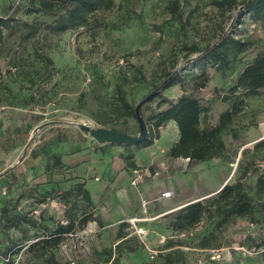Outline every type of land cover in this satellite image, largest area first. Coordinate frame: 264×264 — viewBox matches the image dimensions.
I'll list each match as a JSON object with an SVG mask.
<instances>
[{"label":"rangeland","instance_id":"1","mask_svg":"<svg viewBox=\"0 0 264 264\" xmlns=\"http://www.w3.org/2000/svg\"><path fill=\"white\" fill-rule=\"evenodd\" d=\"M32 1L0 0V17L13 18V29L0 33V107L37 112L46 119L47 133L67 125H87L138 136L139 122L127 114L121 97L137 106L164 74L174 69L186 78V92L210 107L203 121L215 123L229 107L221 100L222 94L234 85L257 55L264 53V19L255 21L246 15L244 23L239 25L235 16L221 15L212 3L214 0H180L184 17L191 18L186 26L171 18L166 9L168 0H116L111 10L97 13L88 26L59 34L43 28V23L51 22L53 17L28 13ZM26 22L39 23L42 27L31 40L25 38ZM223 28L253 42L248 51L234 59L230 70L221 72L211 66L204 67L203 62L195 60L197 54H186L184 46L193 42L204 46ZM204 71L209 76L207 87L194 90L195 80ZM183 92L180 85H175L166 89L164 95L175 102ZM158 102V99L147 101L143 106L147 127L151 114L168 107L166 104L159 108ZM248 102L246 112L235 125L239 138L235 140L231 134L224 137L227 145L224 157L192 163L201 166L200 173L209 187H216L221 181L236 182L250 163L244 182L249 194L254 195L257 178L264 176V147H258L264 139V90ZM113 144L142 149L139 143ZM42 149L35 150L38 153ZM60 202L57 194L45 197L36 188L0 197V255L8 258L3 264H46L43 258L29 252L28 247L42 234L43 225L53 228L57 221L66 222L65 207ZM261 218L257 211L253 219L235 218L217 230L218 217L209 216L195 230L176 233L169 228L165 235L152 233L153 229L150 234L129 222L128 244L138 249L136 252L117 249L118 264H143L148 249L187 256L188 264H264V251L254 257L238 251L243 245L264 250ZM169 222L170 219L166 226ZM212 232L217 234V239L205 250L221 249L225 252L222 259H211L200 245L201 238ZM163 237L165 243L161 242ZM168 240L176 245L168 246ZM118 242L116 231L95 236L87 223L83 230L66 236L55 255L60 264H104V251L114 249Z\"/></svg>","mask_w":264,"mask_h":264},{"label":"trees","instance_id":"2","mask_svg":"<svg viewBox=\"0 0 264 264\" xmlns=\"http://www.w3.org/2000/svg\"><path fill=\"white\" fill-rule=\"evenodd\" d=\"M115 1L33 0L28 8V13L53 17L51 22L43 23V28L59 34L88 26L93 16L99 12L111 10ZM212 3L221 15L235 16V22L239 25L244 23L246 15H250L255 21L264 19V0H214ZM166 9L174 21L183 26L191 23L189 15L184 17L180 0H168ZM12 21L13 18L0 17L1 34L4 29H13ZM24 28L27 31L26 40L36 37L42 29L39 23L34 22L24 23ZM11 31L14 33L13 30ZM252 45L251 40L235 35L223 28L213 41L206 42L204 46L193 42L184 48L187 50L186 54H197L195 60L203 62L204 67L211 66L218 71L226 72L232 68L234 59L248 51ZM46 59L51 61L49 58ZM141 77L145 78L142 72ZM208 82L209 76L204 71L195 80L193 88L194 90L206 88ZM185 84L186 78L174 69L166 72L161 81L146 95L154 92L149 101L158 99L159 108L166 104L168 107L149 116L148 129L150 134L139 143L141 148L155 144V141L160 138V128H163L168 122L174 121L179 131V140L168 150V155L171 158H185L190 163H200L224 157L227 152L225 135L231 134L235 140L239 138L235 125L246 112L249 104L248 99L260 95L264 90V53L257 55L244 68L234 85L222 94L221 100L228 103L229 107L219 115L215 123L203 121V117L208 114L210 107L194 94L187 93ZM175 85H180L184 92L173 102L165 97L164 91ZM118 87L121 89L120 84ZM121 101L127 114L137 119L135 112L137 106L133 107L124 96L121 97ZM143 106L140 110L142 116ZM258 147H264V139L258 143ZM124 158L128 167L139 169L133 161V153L129 152ZM250 169L251 164L249 163L236 182L227 183L216 194L189 203L177 210L170 218L168 227L176 233L189 232L197 229L205 217L217 216L218 220L215 227L217 230H221L235 218L253 219L257 211H259L262 217L261 221L264 224V176L260 175L257 178L254 195H251L244 182V178L247 177ZM53 193L51 192L49 195ZM49 195L44 196L48 197ZM57 196L65 207L66 222L57 221L53 228L43 225L42 234L28 247L29 252L43 258L46 264H60L56 259L55 250L60 247L65 237L83 230L88 220L98 219L94 216V205L85 183L77 182L73 188L63 191ZM80 198L84 201V205L80 204ZM130 227L131 224L128 221L119 225L117 230L119 242L114 249L109 248L104 251V264H118L120 257L116 255L117 249H124L129 252L137 251V247L128 244L130 240L128 229ZM216 239L217 234L212 232L209 236L201 238L200 245L204 249L208 248ZM167 245L174 246L176 243L173 240H168ZM158 258H160L159 261H157ZM143 264L188 263L187 256L174 252L166 254L159 252L154 259H150L148 256Z\"/></svg>","mask_w":264,"mask_h":264},{"label":"crops","instance_id":"3","mask_svg":"<svg viewBox=\"0 0 264 264\" xmlns=\"http://www.w3.org/2000/svg\"><path fill=\"white\" fill-rule=\"evenodd\" d=\"M45 120L37 112L0 107V197L28 188L43 196L60 194L77 182L85 183L98 218L88 222L95 236L117 232L122 222L132 218L150 234L152 229L168 234L166 222L177 210L216 194L226 184L209 187L200 165L168 155L179 140L174 121L163 127L155 144L132 149L101 143L75 125L47 133ZM37 147L43 149L37 153ZM129 152L139 169L128 167L124 157ZM135 171L142 178L133 184ZM166 191L172 195L162 196Z\"/></svg>","mask_w":264,"mask_h":264},{"label":"water","instance_id":"4","mask_svg":"<svg viewBox=\"0 0 264 264\" xmlns=\"http://www.w3.org/2000/svg\"><path fill=\"white\" fill-rule=\"evenodd\" d=\"M154 95V92L146 96L136 107V116L140 125V134L138 136H131L116 130L107 129L104 127H90L82 125V129L88 133L92 138L101 143H119V144H136L142 142L148 135V127L145 123L143 116L140 113L141 107L149 101Z\"/></svg>","mask_w":264,"mask_h":264},{"label":"built area","instance_id":"5","mask_svg":"<svg viewBox=\"0 0 264 264\" xmlns=\"http://www.w3.org/2000/svg\"><path fill=\"white\" fill-rule=\"evenodd\" d=\"M135 173H136V177L133 180V184L138 183L139 180L142 178V174L140 171H135ZM171 195H172L171 191H166V192H163V194H162V196H164V197H170ZM138 221L139 220L136 218H132V219L128 220V222H130L134 226L137 225ZM161 242L165 243L166 238L163 237L161 239ZM147 251H148V256L150 259H154L159 254L158 250L148 249ZM238 251H240L241 253H243L247 257H254V256L262 253L264 250L262 247L243 245V246L238 248ZM203 252H206L205 254H209L211 259H214V260L222 259L225 257V252H223L221 249H206V250L204 249ZM5 261L7 262L8 258H5L4 256L0 255V264H3Z\"/></svg>","mask_w":264,"mask_h":264}]
</instances>
